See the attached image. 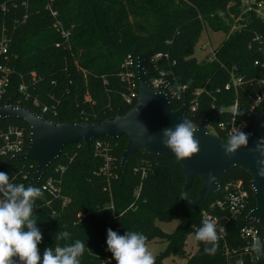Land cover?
I'll use <instances>...</instances> for the list:
<instances>
[{"label": "trees", "instance_id": "trees-1", "mask_svg": "<svg viewBox=\"0 0 264 264\" xmlns=\"http://www.w3.org/2000/svg\"><path fill=\"white\" fill-rule=\"evenodd\" d=\"M11 2L18 3L16 11H11L20 20L10 48L13 93L23 78L34 95L52 108L54 114L49 118L55 122L101 123L116 117L121 108L128 113L138 103L139 87L137 82L133 89L126 79V61L129 55L135 56V51L149 50L152 56L163 54L160 67L173 70L177 83L191 81L187 87L189 103L201 91L197 96L201 103L198 115L195 119L189 117L195 124L204 115L211 125L216 124L222 119L218 109L223 106L230 110L235 103L239 119L264 115V102L251 111L264 91V69L255 65L264 63V19L254 11L242 13L240 30L230 33L232 16L241 15L242 0H0V8ZM48 6L57 13L56 18ZM59 23L69 33L67 38L54 26ZM206 27L225 32L227 39L217 49L215 60L198 62L193 56ZM234 81L241 84L234 87ZM228 85L230 90H226ZM133 92L135 101L128 105ZM174 109L178 105L174 104ZM10 124L23 127L29 135L27 123L0 120V127ZM100 140L109 143L106 154L96 156L94 143L91 151L83 142L70 145L45 172L38 186L41 189L54 167H65L60 194L42 190L44 198L37 201V227L43 234L38 245L41 256L55 244L63 246L80 239L91 249L84 253L81 264H103L107 259L116 264L107 246L109 228L120 235L141 232L148 241L166 240L167 252L185 256L188 235L202 226L203 211L221 198L223 190L207 201H199L203 181L195 178L187 193L188 201L181 203L185 177L175 156L138 152L123 174L120 161L128 137ZM69 147H75V153L67 155ZM5 161L0 157V171L6 172L13 183L27 187L36 164ZM239 180L251 193L250 209H254L248 173L232 169L220 176L219 184L224 187ZM158 220H178L179 227L165 234L157 226ZM250 224L261 227L256 222ZM245 225L243 218L228 223V233L219 241L214 256L205 254V244L197 241L198 249L186 256L187 264H228L227 248L233 252L245 245L240 237ZM60 230L70 232L71 239L55 241ZM156 264H162L161 258ZM243 264H264V257L257 261L244 255Z\"/></svg>", "mask_w": 264, "mask_h": 264}, {"label": "water", "instance_id": "water-1", "mask_svg": "<svg viewBox=\"0 0 264 264\" xmlns=\"http://www.w3.org/2000/svg\"><path fill=\"white\" fill-rule=\"evenodd\" d=\"M151 50L139 53L134 52L137 59V77L139 86V99L136 106L124 114L121 108L116 117L109 118L101 123H64L55 122L40 116L32 108L15 107L13 102L16 96L9 98L4 106L0 107V120H19L27 123L30 128L29 147L26 153L10 159L6 163L34 162L35 174L28 186H39L45 172L62 156L63 151L70 145L83 142L88 151H91L92 142L99 139L117 141L128 137V144L121 156L120 167L123 174L127 172L130 159L138 152L150 156H175L170 149L165 148L160 139L162 131L173 127L186 118L187 103L175 110L168 96L163 92L153 91L149 82L147 61ZM264 55V49L262 50ZM120 121L123 127H117L115 121ZM147 128L145 132L142 124ZM208 118L204 115L198 126L200 132L197 138L201 151L198 155L185 161H178L185 177L184 194L187 195L195 178L203 181L198 200L207 201L221 189L219 178L230 170L239 168L252 178V188L256 206L248 214L245 222H256L262 228L264 240V179L257 175L256 161L258 154L253 152L257 141L264 137V115H256L251 130L249 147L240 149L231 158L225 155L222 148L224 140L210 134L207 128ZM208 133V134H206ZM149 135L157 137L148 143ZM216 177V183L210 185L208 174ZM257 189V190H255ZM185 200L182 199L181 203Z\"/></svg>", "mask_w": 264, "mask_h": 264}, {"label": "built area", "instance_id": "built-area-1", "mask_svg": "<svg viewBox=\"0 0 264 264\" xmlns=\"http://www.w3.org/2000/svg\"><path fill=\"white\" fill-rule=\"evenodd\" d=\"M10 6L8 3H4L0 8V107L4 106L6 101L15 95L16 98L13 102L15 107L32 108L40 116L51 120L49 116L54 114L52 108L34 95L33 90H30V86H28L25 81H23L22 77V82L19 84L17 91L13 93L14 71L9 64L10 48L13 40V34L15 33L20 20L16 17L17 13L13 14L11 11V8L16 11L18 3L11 2ZM48 9L51 11L52 16L56 18L57 13L54 12L50 6H48ZM241 10V15L232 16L234 23L230 33L240 30L241 27L239 23L242 22V13L254 11L258 16L264 19V0H242ZM54 26L61 29L60 23L55 24ZM208 28L209 27H206L205 30ZM61 32L64 38L68 37L69 33H66L62 29ZM204 49H206V47H204ZM216 51L217 49L213 50L206 59L210 61L215 60ZM163 58V54H156L153 56L150 55L148 58L147 66L150 67V70H147L149 72L148 82L151 88L153 91L165 93L173 104V107L174 104H176L178 105V109H181L185 103H187V118L189 119L190 117L191 119H195L198 115L201 105L199 98L197 97L201 95V91H197L195 93L196 98L192 99L190 103L188 101V88L183 89L179 92V94H177L173 88V86L177 83L175 72L173 70H167L160 67L159 62ZM255 65L264 69V63L256 62ZM125 67L127 69L126 79L132 83V88L136 89V84L132 82V79L137 75L136 57L129 55ZM35 76V73H32V79L35 80ZM239 84H241V81H234V87H237ZM230 88L231 86L228 85L226 90H230ZM135 98L136 93L133 92V94L128 97L127 104L133 105ZM263 102L264 91L257 96L254 104L251 107V111L254 112L256 107ZM213 110H215L214 106L212 107V111ZM237 113V103H235V105L230 110H227L222 114L219 113V116H222V119H219V121L214 125H211L210 122L208 123L207 128L209 133L216 135L226 141L229 133L232 132L233 129L241 128L243 125L242 130L249 134L253 128L256 116L252 120L250 115L247 118L239 119ZM200 120L197 125H199ZM221 124L223 125L222 127ZM92 143H94L93 147L96 156L107 153L109 148L108 142L99 139L93 141ZM28 147L29 135H27L23 127L13 124L7 125L6 127H0V157L4 159H10L20 156L27 152ZM107 160L110 161V158L107 157ZM64 171L65 167L63 166L54 167L51 170V173L45 178L42 185V190L53 195H59L61 192ZM251 189L253 190L252 185ZM222 190L223 193L221 198H218L210 203L209 208L203 211V219L206 217H211L216 220L218 225H224V227H226V225L231 221H236L241 218H243L245 222L248 214L253 209H250L251 193L248 189H246L243 181L239 180L229 182L224 187L221 186V189L218 193H220ZM245 223L246 225L240 230V237L244 241L245 245L244 247L238 246L237 248H234L233 252H231V249L227 248L226 255L228 264H243L244 255L255 257L257 261L260 259H257L255 254L251 252L250 246L253 237H258L263 240L262 228L250 224L252 222ZM245 249H249V251H245ZM109 262L110 259H107L103 264H108Z\"/></svg>", "mask_w": 264, "mask_h": 264}, {"label": "clouds", "instance_id": "clouds-1", "mask_svg": "<svg viewBox=\"0 0 264 264\" xmlns=\"http://www.w3.org/2000/svg\"><path fill=\"white\" fill-rule=\"evenodd\" d=\"M190 84L191 81L187 84L176 83L173 88L179 94ZM227 110L223 106L218 109L220 114ZM115 123L117 127H123L119 120ZM142 126L147 132V128ZM242 127L233 129L222 145L229 158L240 149L249 147L250 134L244 132ZM198 132L200 126L186 117L173 127L164 129L160 143L170 149L178 161H185L201 151ZM156 138L149 135L147 142L152 143ZM253 152L259 156L256 161L257 175L264 179V137L257 141ZM208 182L210 185L216 183L212 173L208 174ZM43 198L41 187L13 183L6 172L0 171V264H81L84 253L91 251L88 245L77 239L63 246L55 244L54 248H46L41 256L38 245L42 243L43 234L37 227L35 210L38 208L37 201ZM181 198L188 201L186 194H182ZM119 215L121 217L123 213ZM227 233L224 225H218L215 219L206 217L197 229L195 238L205 244V254L214 256L219 250V241ZM70 239L71 233L66 230H60L55 236V241ZM107 246L116 264H156L155 256L148 247V237L141 232L127 231L125 235H120L109 228ZM250 250L257 259L264 257V240L253 237Z\"/></svg>", "mask_w": 264, "mask_h": 264}, {"label": "rangeland", "instance_id": "rangeland-1", "mask_svg": "<svg viewBox=\"0 0 264 264\" xmlns=\"http://www.w3.org/2000/svg\"><path fill=\"white\" fill-rule=\"evenodd\" d=\"M226 39H227V34L223 31H214L211 28L204 30L196 46L195 54L193 58L196 59L198 62L205 61L207 56L210 55V53H212L213 50L219 49L225 43ZM204 47H206V49H204ZM132 82L134 84L138 82L137 75L132 79ZM75 151H76L75 147H69L66 150V154L67 155L73 154L75 153ZM157 226L163 233L172 234L179 227V221L158 220ZM186 243L187 246L185 247V251H186L185 256H179L167 252L168 244L166 240L163 239H154L148 241V247L149 250L152 252V254L155 256L156 260L161 258L162 264H187L186 256L193 255L198 249V243L194 233L188 235Z\"/></svg>", "mask_w": 264, "mask_h": 264}]
</instances>
